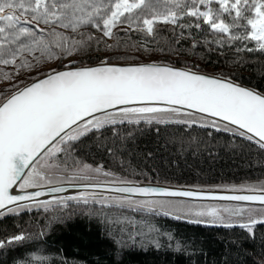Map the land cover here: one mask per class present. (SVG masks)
I'll return each instance as SVG.
<instances>
[{"label":"snow or ice","instance_id":"6c2138e0","mask_svg":"<svg viewBox=\"0 0 264 264\" xmlns=\"http://www.w3.org/2000/svg\"><path fill=\"white\" fill-rule=\"evenodd\" d=\"M184 17L194 18V23H180ZM157 22L189 29L206 25V31L214 36L212 42L219 48L248 41L255 42L254 47L242 43L237 52H264V0H0V64L16 69L15 74L0 71V209L42 195L38 191L11 193L13 186L26 190L51 184V177L41 167L61 169L63 164L61 170L66 172L71 160L72 170L85 173V179H91L89 173L115 177L102 165L93 167L78 161L74 152L90 133L107 130L118 136L120 126L154 123L212 129L255 142L264 150V92L245 87L229 75H209L163 63L119 66L108 58L95 66H83L82 57L93 38L79 29L91 26L105 37H112L117 27L126 32L124 25L146 26V33L152 34ZM58 28L71 29L77 36H67ZM21 37H28V43L17 44ZM11 45L17 47L13 49ZM25 51L33 54L34 62L25 58L17 65V57ZM36 52L40 55L36 56ZM53 60L60 64L47 67ZM234 63L239 65L241 61ZM20 69L30 73L25 80L19 79ZM156 131L159 133V128ZM112 182L127 185L117 188L121 193L144 197L206 195L203 190L142 186L122 178ZM231 187L233 191L247 188L253 194L218 198L258 201L264 206V183L258 188ZM182 204L184 201L168 200L155 207L144 202L140 207L157 211ZM183 214L193 217L194 223L205 216L220 220L226 215L244 216L242 211L220 208H186ZM257 223L264 224V218L256 219L249 213L246 222L239 226L251 233ZM24 239L21 234L0 240V249ZM257 264H264V259Z\"/></svg>","mask_w":264,"mask_h":264},{"label":"trees","instance_id":"16d2710c","mask_svg":"<svg viewBox=\"0 0 264 264\" xmlns=\"http://www.w3.org/2000/svg\"><path fill=\"white\" fill-rule=\"evenodd\" d=\"M180 23H194V18L184 17ZM123 28L126 32L120 27L113 29L112 37L82 31L93 38L82 57L83 66L99 64L105 58L110 63H166L214 75L224 73L264 92V52L236 50L242 43L254 47L252 42L236 41L219 48L206 25L189 29L157 22L152 34H147L145 27ZM105 45L113 48L106 49ZM25 58L33 61V54L23 52L16 64ZM237 60L239 65L234 63ZM51 63L56 67L60 61L48 65ZM0 71L15 74L16 69L0 64ZM19 71L20 80L30 75L25 69ZM118 131V136L107 130L90 133L75 148L78 161L102 165L115 174L103 176L99 182L122 178L205 189L219 184H255L258 188L264 182V150L230 133L154 123L120 126ZM68 167L72 168L71 160ZM62 180L60 183L73 182L67 177ZM94 194L78 193L50 203L36 202L29 205L30 210L19 213L4 212L0 216V240L26 232L38 235L0 249V264H257L264 259V224L257 223L249 233L239 225L194 223L149 208L99 202L91 197Z\"/></svg>","mask_w":264,"mask_h":264},{"label":"rangeland","instance_id":"374dc122","mask_svg":"<svg viewBox=\"0 0 264 264\" xmlns=\"http://www.w3.org/2000/svg\"><path fill=\"white\" fill-rule=\"evenodd\" d=\"M213 7H215V5H213ZM137 12H139L140 10L137 9ZM126 15H128L126 13ZM41 27H43V25H41ZM123 27H128V28H134L135 26H129V25H124ZM146 28V26H144ZM115 29V28H114ZM86 30H90L93 32H101L91 26L88 27H83L81 29H79V31H86ZM57 31H62L65 34H70V33H74L71 31V29H57ZM45 37L47 39H51V37H48L46 33H44ZM29 41L28 37H21V39L17 42V44H27ZM253 44H255V42H252ZM11 47L13 49H15L17 47V45H11ZM67 62V61H65ZM54 65V63H51L49 65H47V67H52ZM44 161L42 160L40 162L41 166L43 165ZM98 166V165H95ZM93 166V167H95ZM64 166H61V169H63ZM69 168V167H68ZM61 169H55V168H43L41 167L42 171H46L49 176L52 179V183L51 184H42L39 187L36 188H40V187H47V186H53L56 184H61L60 182L63 181L62 179L64 177H73V179H69L72 180L73 182H64V183H83V182H99V178L103 177L104 175H96L94 173H89L88 175L91 176V179H85V173L83 172H76L74 170H72V168H69L68 171H62ZM67 175V176H64ZM83 181V182H81ZM264 183V182H263ZM261 184V183H260ZM250 185H255V184H250ZM241 186H247V185H241ZM238 188L240 186H237ZM36 188H30V189H36ZM211 189H219V190H228V191H233L232 187L226 186V185H222L219 184L217 186H214ZM25 190V189H22ZM27 190V189H26ZM241 192V191H240ZM242 192H251L249 190H247V188H245V190H242ZM75 194H70V196H65V197H72ZM64 197V196H63ZM93 199L99 201V202H103V203H117V204H124V205H129L132 207H140V204L147 202L148 204H151L153 207H155L156 203L158 202H163V201H184V204L182 205H178V206H174V207H166L163 209H158V211L161 212H167V214L176 216V215H180V219H184V220H188V221H192L194 218L184 215L183 212L186 208H192V209H210V208H220V209H233L236 210L237 212L242 211L244 213L243 217H239V216H225V219L220 220V219H214L212 217H200L199 219V223H205V224H212V225H226V224H232V225H239L240 223L246 222L247 220V215L249 213H251L256 219H261L264 218V206L262 205H253V204H238V203H226V202H215V201H200V200H189V199H177V198H136V197H130V196H126V195H120V194H113V193H95L94 196H91ZM54 199H44V200H39V201H35V202H23V203H18L16 204L13 208H11V211L7 210L5 212H14V213H19L22 212L24 210H30V208H32L31 204L34 203H50L52 202ZM143 208H148V207H143ZM150 209V208H149ZM51 225V222L47 225V227L45 228L44 231H47L49 229ZM256 225V224H255ZM252 228V231L254 230V227ZM38 234L35 232H26L24 233V237L25 239L22 241H26L29 240L31 238H34L35 236H37ZM21 242V241H18ZM18 242H13V243H18ZM12 243V244H13ZM7 246V245H6Z\"/></svg>","mask_w":264,"mask_h":264},{"label":"water","instance_id":"95a60500","mask_svg":"<svg viewBox=\"0 0 264 264\" xmlns=\"http://www.w3.org/2000/svg\"><path fill=\"white\" fill-rule=\"evenodd\" d=\"M148 63H158V62H133V63L129 62V63H114V64L119 65V66H134V65L148 64ZM158 64H160V63H158ZM163 64H166V63H163ZM167 65L178 67V68H183V67L175 66V65H171V64H167ZM91 66H95V65H91ZM203 73H205V72H203ZM205 74L214 75L211 73H205ZM239 84H241V83H239ZM243 86L248 87L246 85H243ZM248 88H251V87H248ZM137 184L142 185V186L151 185V184H142V183H137ZM123 186H127V185L117 184V183H113V182L61 183V184H56L53 186H47V187H43V188L40 187V188H36V189H27V190L19 189V187L17 186V190L23 191L24 193L36 192V191L42 193L41 196H39L33 200H26V201H22V202H18V203H23V202H27V201L28 202H31V201L35 202V201L44 200V199H56L58 197L70 196V194L91 192V193H113V194L126 195V196H130V197H136V198H177V199L179 198V199L200 200V201H215V202H226V203L261 205L258 201H232V200H221L218 198L219 196H227V195H249V194H253L252 192L151 185L154 187L170 188L171 190H189V189L196 190V191L203 190L206 193V195L199 197V198L163 197V196H155V195L144 197V196H140L137 194L121 193V192L117 191L118 187H123ZM56 189H59V191H57ZM15 205L16 204L9 205L8 208L0 209V211L5 212L9 208L10 209L13 208Z\"/></svg>","mask_w":264,"mask_h":264},{"label":"bare ground","instance_id":"6f19581e","mask_svg":"<svg viewBox=\"0 0 264 264\" xmlns=\"http://www.w3.org/2000/svg\"><path fill=\"white\" fill-rule=\"evenodd\" d=\"M11 193H12L13 195H24V194H26V193H24L23 191H18V190H17V186H13V189L11 190Z\"/></svg>","mask_w":264,"mask_h":264}]
</instances>
